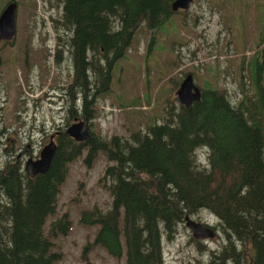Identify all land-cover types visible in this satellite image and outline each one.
Segmentation results:
<instances>
[{
  "label": "trees",
  "instance_id": "16d2710c",
  "mask_svg": "<svg viewBox=\"0 0 264 264\" xmlns=\"http://www.w3.org/2000/svg\"><path fill=\"white\" fill-rule=\"evenodd\" d=\"M59 1L63 23L74 28V83L84 91L82 106L91 119L97 96L111 88L114 69L142 23L154 30L176 11L173 0ZM5 2L0 0V10ZM263 42L264 15L257 43ZM262 47L257 46L252 56H243L250 89H244L235 102L227 89L209 84L200 100L174 104L162 122L134 132L132 139L114 135L108 140L90 129L88 140L77 141L62 128L49 170L35 176L7 152L8 159L0 167V264H56L62 257L53 249V236L67 233L71 220L64 214L51 223L49 233L45 223L57 210L69 163L86 146L87 163L98 150L113 161L104 174L113 197L111 206L82 213L83 222L101 225L94 243L112 255H122L125 244L128 264H166L163 237L173 239L186 214L209 210L219 219L225 242L219 249H208L207 261L181 264H264ZM87 48L92 53L88 60ZM202 146L207 147V163L197 155ZM193 239L204 247L201 240Z\"/></svg>",
  "mask_w": 264,
  "mask_h": 264
},
{
  "label": "rangeland",
  "instance_id": "374dc122",
  "mask_svg": "<svg viewBox=\"0 0 264 264\" xmlns=\"http://www.w3.org/2000/svg\"><path fill=\"white\" fill-rule=\"evenodd\" d=\"M17 2L16 36L0 41V167L8 159L7 152L23 166L29 157H39L52 135L57 141L58 130L81 118L98 137L132 139L134 132L147 131L153 123L162 122L174 104H181L177 88L189 72L202 90L217 85L227 89L235 102L244 89H250L242 67L244 54L252 56L257 46H264L257 43L264 0H192L187 9L174 12L154 30L142 23L114 69L111 88L97 96L94 117L89 119L82 106L84 91L80 85L71 87L77 78L71 43L74 28L62 21V2ZM91 78H95L93 70ZM88 154L86 146L69 163L57 210L46 219L47 233L64 214L71 220L67 233L53 236V249L62 253L56 264H128L125 244L122 255H112L94 243L101 225L82 221L84 210L106 211L113 200L104 177L113 161L98 150L87 163ZM197 155L207 163V147H199ZM192 217L216 225V236L196 238L203 242L201 247L186 223H180L173 239L163 237L166 264L207 261L208 249H219L225 242L219 219L209 210Z\"/></svg>",
  "mask_w": 264,
  "mask_h": 264
},
{
  "label": "water",
  "instance_id": "95a60500",
  "mask_svg": "<svg viewBox=\"0 0 264 264\" xmlns=\"http://www.w3.org/2000/svg\"><path fill=\"white\" fill-rule=\"evenodd\" d=\"M192 0H173L172 8L174 11L178 9H187ZM17 9L18 2L16 0L9 1L0 12V41L3 39H14L17 33ZM179 100L190 105L202 97V89L195 82L194 75L189 72L181 84L177 88ZM67 132L77 141H86L91 135L90 126L85 120H78L67 127ZM51 136V140L45 144L40 150L37 158L29 157L25 161L24 168L30 176L38 173L47 172L51 166L52 160L56 154L58 143ZM185 223L192 230L195 238H209L216 236V231L201 221L195 220L189 214L185 215Z\"/></svg>",
  "mask_w": 264,
  "mask_h": 264
},
{
  "label": "flooded vegetation",
  "instance_id": "af4514ba",
  "mask_svg": "<svg viewBox=\"0 0 264 264\" xmlns=\"http://www.w3.org/2000/svg\"><path fill=\"white\" fill-rule=\"evenodd\" d=\"M179 10H181V9H178L177 11H179ZM5 40H7V39H3L1 42H3V43H5V42H7V41H11V40H7V41H5ZM72 55H73V60H74V67H75V74L77 73V60H76V55L77 54H75V53H72ZM86 56H87V60L89 59V57H91L92 56V54L90 53V51H89V48H87L86 49ZM87 73H89V71H87ZM75 74L73 73V76L75 77ZM89 75V74H88ZM86 81H87V79L84 81L85 83H86ZM76 84H73V82L71 83V87H77V86H75ZM84 87L86 88V90L87 91H91V89H90V87L88 86V85H84ZM202 89V88H201ZM84 99H85V97H84V95H83V97H82V100L84 101ZM87 99L89 100V97H87ZM83 101H82V103H83ZM84 114H85V116L87 117V115H86V113H85V111H84ZM88 118V117H87ZM81 119H83L84 120V118H81Z\"/></svg>",
  "mask_w": 264,
  "mask_h": 264
}]
</instances>
